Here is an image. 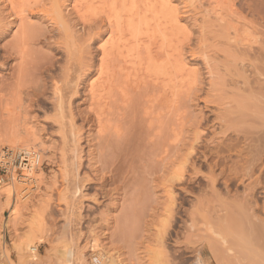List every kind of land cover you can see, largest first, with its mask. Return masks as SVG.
<instances>
[{"label":"rangeland","instance_id":"rangeland-1","mask_svg":"<svg viewBox=\"0 0 264 264\" xmlns=\"http://www.w3.org/2000/svg\"><path fill=\"white\" fill-rule=\"evenodd\" d=\"M216 1L0 0V153L20 148L7 142L17 132L32 133L40 139L34 147L43 144L45 172L39 191L24 190L15 181L16 198L0 199V264H80L83 249L94 264L97 253L87 249L92 235L112 264H193L199 254L207 264H221L219 254L241 259L227 252L216 232L225 227L227 208L245 191H235L232 166L224 172L220 167L234 155L219 158L210 141L233 135L221 133L225 123L219 117L228 114L232 121L227 122L235 125L231 113L238 108L225 107L244 89L243 82L250 90L244 93L264 92L261 76L248 70L255 55L247 59L243 49L256 34L264 35L242 20L252 18L244 0H218L224 14L240 15L230 16L232 24L222 22L221 28L212 11L205 17ZM229 34L237 36L238 45L229 42ZM243 63L249 72L241 69ZM194 144L198 152L191 155ZM188 158L200 173L187 167ZM210 165L223 174L214 187ZM180 171L185 178L174 187L173 218L167 179ZM145 193L154 203L135 244L111 240L124 208L132 202L141 206ZM254 194L245 208L258 205L262 217L264 192ZM33 237L39 243L37 260H27L17 246Z\"/></svg>","mask_w":264,"mask_h":264},{"label":"bare ground","instance_id":"bare-ground-1","mask_svg":"<svg viewBox=\"0 0 264 264\" xmlns=\"http://www.w3.org/2000/svg\"><path fill=\"white\" fill-rule=\"evenodd\" d=\"M94 1V0H93ZM130 1V0H129ZM134 2V0H132ZM164 1V0H163ZM197 0H195L196 2ZM201 1V0H199ZM213 1V0H212ZM221 1V0H220ZM220 1H216V5L215 6H212L211 9H205L206 13H205V17H211L210 14H211V11L212 13H214L216 15L215 17V21L219 23L216 24L218 26H220L221 28L224 26L223 23H225V25L227 24H232L233 22H235L234 20L232 21V18L230 17L231 15H236L238 16L239 14H236V11H233L231 10V13L229 15L227 14H224L222 11L224 10V6H221V2ZM83 2V0H82ZM160 2V1H159ZM166 2H168V0H166ZM165 2V3H166ZM191 2L194 3V0H191ZM215 2V1H214ZM229 2H232V1H229ZM123 3V2H122ZM124 3H125V0H124ZM124 7H125V3ZM135 3V4H134ZM132 3L133 5H136V1ZM150 3V2H149ZM161 3V2H160ZM192 3V4H193ZM202 3V2H201ZM191 4V5H192ZM195 4V3H194ZM200 4V3H199ZM214 4V3H213ZM82 5V3H81ZM122 5V6H123ZM162 5V3H161ZM164 5V4H163ZM201 5V4H200ZM212 5V4H211ZM244 8H247V13L252 17L251 19H247L246 16H242V20H244L248 25H251L252 27L254 28H257L259 26V30L260 28H262L263 30L262 33L264 35V0H244V3L242 4ZM204 6V5H203ZM246 6V7H245ZM117 7V6H116ZM115 7V8H116ZM166 7V6H165ZM201 8V6H199ZM198 7V8H199ZM208 7V6H207ZM81 8V7H80ZM173 8V7H172ZM171 6H170V9H172ZM206 8V7H205ZM234 9V8H233ZM123 10V9H121ZM120 10V11H121ZM156 10V9H155ZM159 10V9H158ZM168 9H166L167 11ZM119 11V10H118ZM119 11V12H120ZM175 11V10H174ZM173 11V12H174ZM115 12V11H114ZM157 12V10L155 11ZM230 12V11H229ZM203 13V14H204ZM116 14V12H115ZM159 14V13H158ZM121 15V14H120ZM120 15L118 14V18L120 17ZM214 15V16H215ZM115 16V15H114ZM175 15H172V19ZM202 16V15H201ZM204 16V15H203ZM122 17V15H121ZM147 17V16H146ZM203 17V18H205ZM240 17V15H239ZM143 18V17H142ZM175 18H177L175 16ZM238 18V17H237ZM121 19V18H120ZM135 19V18H134ZM138 19L141 20V18L139 17ZM144 19V18H143ZM211 19V18H210ZM236 19V17H235ZM132 20V19H131ZM175 20V19H174ZM173 20V21H174ZM178 20V19H177ZM206 20V19H205ZM204 20V21H205ZM214 20H213V23H214ZM121 21V20H120ZM136 21V20H135ZM144 21V20H143ZM203 21V22H204ZM212 21V20H211ZM239 21H241V19H239ZM243 21V22H244ZM118 22H119V19H118ZM132 22V21H131ZM134 22V21H133ZM141 22V21H140ZM146 23V21H144ZM128 23V22H127ZM137 24V22H134ZM133 23V24H134ZM143 23V22H141ZM206 23V22H205ZM238 23V22H237ZM119 24V23H118ZM140 24V23H139ZM178 23L176 22V25ZM239 24V23H238ZM245 24V23H244ZM141 25V24H140ZM144 25V24H143ZM175 25V26H176ZM213 25V24H212ZM247 25V26H248ZM131 26V25H130ZM137 26V25H136ZM179 26V24H178ZM183 26V25H182ZM204 26V25H203ZM215 26V24H214ZM212 26V27H214ZM244 26V25H243ZM246 26V24H245ZM135 27V25H134ZM140 27V26H139ZM142 27V25H141ZM177 27V26H176ZM210 27V26H209ZM217 27V26H216ZM215 27V28H216ZM227 27V26H226ZM225 27V29H226ZM143 28V27H142ZM179 28V27H178ZM206 28V27H205ZM214 28V29H215ZM220 28V29H221ZM228 28V27H227ZM235 30L237 27H234ZM246 28V27H245ZM138 29V28H137ZM181 29V27L179 28ZM183 29V28H182ZM230 29V28H229ZM232 29V28H231ZM244 29V28H243ZM248 29V28H247ZM130 30V29H129ZM213 30V29H212ZM222 30V29H221ZM238 30V29H237ZM245 30V29H244ZM250 30V29H248ZM256 30V29H253V31ZM23 31H26V30H23ZM215 31V30H214ZM220 31V30H219ZM246 31V30H245ZM244 31V32H245ZM257 31V30H256ZM256 31L255 34H256ZM260 31V32H261ZM134 32L136 33V30L134 28ZM217 32V31H216ZM25 34V32H22ZM115 33V31H114ZM132 34V32H130ZM139 33V29H138V32ZM235 33H237L235 31ZM240 33V32H239ZM253 33V32H252ZM134 34V33H133ZM132 34V35H133ZM253 33V35H255ZM136 35V34H134ZM138 35V34H137ZM230 35V39L228 38L229 42H232L233 44H237L239 43V40L238 38L236 37H232L231 34ZM248 35V34H247ZM261 35V34H260ZM25 36V35H24ZM27 36V35H26ZM115 36V35H114ZM240 36V35H239ZM23 37V36H21ZM113 37V36H112ZM243 37V36H242ZM262 37V35H261ZM245 38V36L243 37ZM250 38L251 40V37H248ZM117 39V38H116ZM114 38L112 39V42H115L113 41ZM243 39H241L242 41ZM246 40V39H245ZM253 41H251V43H245L246 47H242L243 49H245V54H242V55H245V56H248L247 53H249V56L247 59L250 58V55L252 53V56L253 54L255 56H253V60H252V64H251V60H249L250 62V65L249 67H252L248 70H252L254 69L255 70V73L259 76H261L259 79H261L259 82H261L260 84L262 85V87L264 86V37L263 39H261L260 37H257V34H256V38L252 39ZM226 41V40H225ZM112 42H110L112 44ZM241 44V43H240ZM248 44V45H247ZM116 45V44H115ZM106 47V46H105ZM71 49V48H70ZM106 49V48H105ZM226 50V49H224ZM78 51V50H77ZM240 51V50H239ZM107 52V51H106ZM236 52H237V48H236ZM230 53V52H229ZM239 53V52H237ZM108 54V53H106ZM233 55V53H231ZM235 55V54H234ZM236 56V55H235ZM234 56V57H235ZM233 57V58H234ZM232 58V57H231ZM239 58V57H237ZM208 59V58H207ZM236 59V58H235ZM234 59V60H235ZM238 60V59H237ZM185 64V63H184ZM246 65V64H245ZM244 63L242 64V70L244 68L245 72H249L246 70V65L245 66ZM241 66V65H240ZM246 67V68H245ZM248 67V68H249ZM238 69V68H237ZM239 68V70H241ZM253 70V71H254ZM103 72V71H102ZM238 72V71H237ZM240 72V71H239ZM228 73V72H227ZM253 73V72H252ZM254 73V74H255ZM245 74V73H244ZM252 74V75H254ZM239 76V74H238ZM245 76V75H243ZM255 76V75H254ZM244 79V78H243ZM246 79H244L245 81ZM97 83V82H96ZM95 83V84H96ZM244 83V86L243 87L241 84H240V92H236L233 97V95H231V101H229V104L226 103V107L225 108H238L235 109L237 111H235L236 113H234L232 111L231 115L235 116L236 119H235V122L234 124L235 125H230L228 122L229 121H232V120H228L232 117L229 118L228 114H224V113H220L223 114V116L221 115L219 117V119L225 123V125H223V128H222V134L224 135H227V134H230L234 137H230V138H225L223 139L221 142H218L216 143L214 140L210 141L212 144H214L215 148L212 149L217 155H219L218 157L221 158V156L223 157L224 155H227V154H235V153H238L239 155H242V153H245L247 152L249 154V156H254L252 158H254V160H259L260 158H263L264 157V95H259V92H262L264 94L263 91H257L258 92V95H257V92L255 91H251V92H246L244 93L245 88L247 87V85L249 84V82L246 80ZM95 84H92L95 86ZM260 85V86H261ZM242 86V88H241ZM251 87V85H250ZM237 89L239 90L238 86H237ZM248 89V88H246ZM260 89H262L260 87ZM235 90V89H234ZM259 90V89H258ZM264 90V89H263ZM236 91V90H235ZM248 91H250L248 89ZM254 93V94H253ZM233 94V93H232ZM233 97V98H232ZM227 101V102H228ZM225 105V103H224ZM254 108H258L257 110H255ZM251 109V110H250ZM254 109V110H252ZM227 111V110H226ZM230 115V114H229ZM228 120V122H227ZM233 123V122H232ZM240 123V125H238ZM241 123L243 125H241ZM24 128V127H23ZM17 129V128H16ZM26 130V129H25ZM30 131V130H29ZM17 135V133H19ZM16 133V135L13 133V135H15L12 139L10 138L9 141L7 142H10L11 144L13 145H18V147L20 148H24V147H34L35 145H39V140L37 138H34L32 133H29L27 131H25V135L19 131ZM26 132L28 134H26ZM35 133V132H34ZM32 136V137H31ZM197 145H199V142L200 139H202L201 137H197ZM38 141V142H37ZM41 142V141H40ZM130 143V141H129ZM209 144V143H208ZM41 145V143H40ZM43 145V144H42ZM41 145V146H42ZM131 145V144H130ZM196 144H194V146L192 147L191 149V152L190 154L193 155V153H197L198 152V147L195 146ZM40 146V148H41ZM201 146V145H200ZM207 146V145H206ZM129 148V146H127ZM39 148V149H40ZM121 148V147H120ZM213 148V147H212ZM16 149V148H15ZM42 149V148H41ZM207 149V148H206ZM46 151V149L44 150ZM123 151V150H122ZM210 151V150H209ZM205 153V152H204ZM213 153V152H212ZM227 153V154H226ZM43 154V153H42ZM130 154V153H129ZM236 154V155H238ZM195 155V154H194ZM77 156V155H76ZM79 157V156H78ZM77 157V158H78ZM206 157V155H205ZM217 157V156H216ZM225 157V156H224ZM228 157V156H227ZM207 158V157H206ZM226 158V157H225ZM217 159V158H216ZM218 160V159H217ZM220 160V159H219ZM227 160V159H226ZM261 160V159H260ZM217 161H215L214 163L216 164ZM213 163V164H214ZM186 164H187V167L188 165L193 167V168H196L195 166V163L194 161L192 162V159L190 160V158L187 159L186 161ZM210 164V163H209ZM216 165H210L208 168H211L210 170V173L208 174V178H209V181L212 183L213 187L215 185L216 182H218L219 180V176L215 173V167ZM199 167V166H198ZM185 171V170H183ZM183 171H180L178 172V174H172L171 177H169L167 179V187H168V191L170 193V200L172 202V217L175 218V215H177L175 213V207H176V204H177V193H175V185L177 183H181L184 178H185V174ZM201 172V169L200 168H196V171L195 173H200ZM224 172V170H223ZM31 177L33 178V181H35V189L34 191H39L41 189V186L42 184L44 183V175H45V172L43 169H41V166H39V168L37 170H34L32 171L31 173ZM207 176V175H205ZM150 186V184H149ZM152 186V185H151ZM3 187H1L0 189H2ZM256 188H251V189H248V190H245V193L242 195V199L240 200L239 198V195L237 196L238 197V200H240V202H234V206L235 207H229L227 209H229L226 213V215L224 216L223 218V221L225 223V227L222 228L221 232H216L218 236H221L223 241L224 242L223 244L225 245H228L227 247V252L229 251L232 255V253L236 252L239 257L241 259H238L237 256H235L233 254V256L236 257L238 261H234V262H238V264H264V216L260 217L259 214H256L257 212L255 211V209H257L259 206L257 205H254L256 207H249L250 210L246 209L245 208V203L248 201V199L252 200V198H256L254 193H256ZM255 189V191H254ZM16 186H15V180L13 181L12 184H6L5 187L0 190V199L2 198V196H8V197H15L16 196ZM81 190V189H80ZM154 190V188H153ZM152 190V191H153ZM214 190V189H213ZM149 191V190H148ZM147 191V192H148ZM214 191H219V190H215ZM81 192V191H80ZM228 194L231 193L230 189H228V191H226ZM151 193V191H150ZM146 194V193H145ZM153 194V192L151 193ZM149 194V195H145L146 197L145 198H142L140 201V204L141 206H139V202L136 204L140 207H138L136 204L133 205L134 202H132V204L129 202V207H125L124 209V212L122 214V217L121 219L118 221V223H116L115 227H116V231H110L112 234L111 236L109 237L111 240L113 241H116L119 243V244H127L129 247L133 246L135 244V238L139 235V234H142L140 233L142 225L145 220V218L147 216L146 215V211L149 209H147V207L150 206V203H154L152 195ZM139 196V195H137ZM143 196V195H142ZM141 196V197H142ZM241 196V195H240ZM135 197V196H134ZM140 197V198H141ZM4 198V197H3ZM16 198V197H15ZM136 198H139V197H135ZM11 199V198H10ZM10 199H7L6 198V201L8 202V200ZM17 200V199H16ZM133 200V199H132ZM140 200V199H139ZM13 201V200H11ZM9 201V202H11ZM130 201V200H129ZM253 201V200H252ZM12 203V202H11ZM15 199L13 201V204H11V210L12 212L17 209L14 210V207H15ZM238 203V204H236ZM251 203V201H250ZM264 204V203H263ZM248 205V204H247ZM124 206V205H123ZM136 206V207H135ZM17 207V206H16ZM138 207V208H137ZM263 207V206H262ZM235 208V209H234ZM248 208V206H247ZM260 208V207H259ZM226 209V210H227ZM264 210V208H263ZM13 212V213H14ZM121 212H122V209H121ZM260 212V211H259ZM258 212V213H259ZM16 214V213H15ZM74 214V212H73ZM120 213H118L119 215ZM145 216V218H144ZM172 218V219H173ZM116 219V218H115ZM118 219V217H117ZM117 221V220H116ZM113 224V223H112ZM224 225V224H222ZM223 227V226H222ZM108 231V232H109ZM166 231L165 230V233L166 234ZM109 232V233H110ZM113 232H114V235H113ZM168 232V231H167ZM215 233V232H214ZM95 234V233H94ZM216 235V236H217ZM95 236H97L95 234ZM91 241H89V245L87 249H89V251H93L97 254H94L93 257H92V263L94 264H112L114 262L113 260V257L109 255H106L104 252H101L102 249H104V247H102V244L100 242V240L96 237H91ZM138 238V237H137ZM110 240V241H111ZM43 241V239L41 240V242ZM112 241V242H113ZM40 242V241H38ZM116 242V244H118ZM115 243V242H114ZM113 243V244H114ZM39 244V243H38ZM38 244L37 242L35 241L34 237L33 238H30V240L26 243V244H18L17 248L21 254V256L23 258H28L27 260H37V257L35 256L36 252L38 251ZM232 245V246H231ZM105 246V245H103ZM110 246V245H109ZM210 248V251H216L217 248H215L214 246L213 247H209ZM226 248V247H225ZM84 250V249H83ZM80 251L79 252V263L80 264H89V261H88V256H87V253H85V251ZM105 250V249H104ZM108 253V252H107ZM231 255L229 257H231ZM235 257L234 259L230 260V259H227V261L231 264L234 263L233 260H235ZM97 259V261H96ZM26 260V259H25ZM26 260V261H27ZM31 262V261H30ZM28 262V263H30ZM71 262V261H70ZM91 262V261H90ZM32 263V262H31ZM229 263H226V264H229ZM69 264H72V263H69ZM193 264H207L206 261H205V258L199 254L197 256V259H195L194 263ZM236 264V263H235Z\"/></svg>","mask_w":264,"mask_h":264},{"label":"built area","instance_id":"built-area-1","mask_svg":"<svg viewBox=\"0 0 264 264\" xmlns=\"http://www.w3.org/2000/svg\"><path fill=\"white\" fill-rule=\"evenodd\" d=\"M43 164L42 152L36 147L4 148L0 153V188L14 180L25 185L24 190L34 188L30 173Z\"/></svg>","mask_w":264,"mask_h":264},{"label":"flooded vegetation","instance_id":"flooded-vegetation-1","mask_svg":"<svg viewBox=\"0 0 264 264\" xmlns=\"http://www.w3.org/2000/svg\"><path fill=\"white\" fill-rule=\"evenodd\" d=\"M236 154L238 153L232 154L234 155L232 158H226V162L220 165L222 170L231 166L234 168V174L236 175L234 181L239 186V188H235V191H245L257 187L256 191L254 189L255 192H264V189H259L261 186L264 187V157L260 158L261 160H254L252 158L254 156H249L247 152L242 153V155ZM229 155L227 154L225 156ZM217 174H219V178L223 175L222 172ZM228 189H230L229 186L226 190Z\"/></svg>","mask_w":264,"mask_h":264},{"label":"crops","instance_id":"crops-1","mask_svg":"<svg viewBox=\"0 0 264 264\" xmlns=\"http://www.w3.org/2000/svg\"><path fill=\"white\" fill-rule=\"evenodd\" d=\"M218 258H219L221 264L229 263V262L227 261V259H229V258H226L225 255L223 256V255H220V254H219V255H218ZM230 260H231V259H230ZM229 264H231V262H230Z\"/></svg>","mask_w":264,"mask_h":264}]
</instances>
